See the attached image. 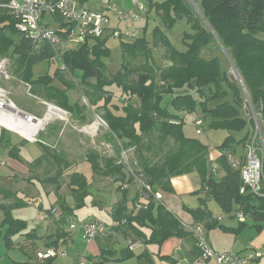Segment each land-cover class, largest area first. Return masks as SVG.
Listing matches in <instances>:
<instances>
[{"label":"trees","instance_id":"trees-1","mask_svg":"<svg viewBox=\"0 0 264 264\" xmlns=\"http://www.w3.org/2000/svg\"><path fill=\"white\" fill-rule=\"evenodd\" d=\"M8 1L0 0V55H16V59L27 69L26 72L30 71L27 72V82L31 87L43 88L41 93L48 101L52 100L72 112L74 104L67 103V86L62 88L53 84L58 73L54 77L43 74L34 79L32 65L41 60L56 58L65 68H69L71 74L74 69L80 70L82 80L79 82L83 85L84 95L89 97L90 104H96L103 110L99 115L106 122L111 135L120 142L121 149H133L137 155V170L133 172L149 184L153 191L171 190L172 176L196 172L200 177L197 193L205 194L199 197L200 206L191 210L197 220H206L205 225H209L213 219L210 210L203 207L205 197L210 196L224 210H234L236 216L248 214L254 219L253 226H262L264 194L253 193L248 187L241 192L243 183L240 170L230 163L236 147L246 146L252 132L247 131L240 138L232 134L244 129L247 123H253L251 118L248 122L238 110V106L244 102L242 89L217 58L202 57L199 48L215 41V34L228 50L233 66L243 79L251 108L262 117L263 124L259 122V128L264 142V0H192L199 7L200 13L191 0L148 1V9L156 12L160 23L153 26L149 39L142 35L135 39L120 40L122 64L115 72H107L110 48L106 44V35L63 50L59 59L50 44L43 43L37 47L31 38L17 31V19L6 7ZM177 19H184L192 29V33L182 34L185 49L176 48L162 28L172 26ZM154 48L161 49L165 63L155 59ZM112 85L119 86L122 91L117 102H113V91L110 90ZM101 100H104L103 104ZM109 101L111 106L107 104ZM198 111L202 113L199 114L203 125L207 119V127L222 128L228 132L217 146L219 154L214 159L217 172L213 171L210 146L183 133L185 115ZM150 135L157 137L159 146L155 150L156 155L161 151L156 160L142 155L143 148L150 151L153 147L154 143L149 144L147 141ZM4 139L1 132L0 147L8 144L9 140L4 143ZM7 152L9 156L20 159L19 149L15 145L8 146ZM89 159L93 171L98 173L101 165L97 156L90 155ZM104 161L105 167L110 170L121 172L124 168L116 160ZM220 171L222 174H219ZM59 177L54 174L44 181L59 185ZM68 179L76 207L83 206L89 194V181L75 171L69 173ZM0 195L3 200H10L0 202L7 231H20L25 221L13 218L10 207L23 201L18 199L16 191L1 185ZM114 207L113 215L116 219L124 218L128 224L136 221L149 226L148 235L140 234L145 242L161 243L172 235H190L179 218L151 195L135 215L124 212V203L115 204ZM244 225L246 220L239 219V227L231 230L237 234ZM64 234L61 231L57 236ZM10 239L5 238L7 245ZM193 240L197 248L195 237ZM54 244H57V240L49 243ZM127 249H123L125 258L131 254ZM9 264L29 262L13 261Z\"/></svg>","mask_w":264,"mask_h":264},{"label":"rangeland","instance_id":"rangeland-1","mask_svg":"<svg viewBox=\"0 0 264 264\" xmlns=\"http://www.w3.org/2000/svg\"><path fill=\"white\" fill-rule=\"evenodd\" d=\"M95 1L100 2L101 6H103L108 0ZM137 1L142 2L145 5V10L140 13L139 19L118 20L117 14L119 12L131 9L133 7L132 0H110L112 9L106 10V13L109 16V27L117 26V28L122 31H124L126 28H129L130 30L138 32L139 36L144 35L147 39H149L151 37L150 32L153 26L159 24L160 20L155 11L148 9V1L153 2L161 0ZM193 5H195L198 13H200L199 7L195 3H193ZM46 20L52 27H57L56 21L53 17L47 16ZM162 28L169 37L171 43L176 48L185 49L186 45L182 40V34L184 32L192 33V29L184 19H177L172 26H163ZM105 35L106 44L110 48V55L106 62L108 68L107 72H115L121 67L122 64L120 40L129 39L122 36L109 35L108 33ZM214 38L215 41H212L206 45H202L199 48V54L206 59L217 58L220 61L221 66L227 70L228 74L231 75L232 78L237 80L242 89L244 102L242 105L238 106V110L239 113L248 120V122L251 118L253 123H247L244 129L232 133L235 138H240L248 130H253L255 127V119H257L258 123L260 122L263 124L262 117L259 114H257L256 117L254 116L255 112L251 108L250 102L248 100L243 79L233 66L228 50L221 44L219 38L215 34ZM153 55L157 61L165 63L159 48L153 49ZM26 70L24 69V64L16 59V55H14V57L6 54L0 55V103L12 102L14 104V108H17V110L21 111L22 113H29L28 115L33 114L35 117L44 118L41 126L43 131L40 135L35 137L37 140L49 145L50 149L41 146L37 142H24L18 133L11 130L6 131V139H4L3 142L5 143L9 138L11 143H18V146L20 147L21 161L34 160L33 166H31L34 173L30 176L29 180H27V175H25V177H23L24 175H21L20 173L13 175V173L10 172L11 170L9 171L10 167L5 163H2L6 160L9 164L11 160H14L11 156H8L7 152L10 141L6 146L0 147V162L2 163H0V185L6 189L17 191L19 200H23V203L10 207V214L13 218H19L25 221L24 228H22L21 231L8 232L7 223L3 221V209L0 208V264H8L12 259H27L28 252L15 245V243H18L22 239V236H24L25 232L32 231L33 229L37 230L40 237V235L44 232L42 231L43 224L46 225V222L51 220L53 216H59V209H57L55 212H53L54 214L52 212L47 213L49 215L48 218H45L41 221L37 219L39 214L45 215L46 208L50 207L51 204H54L56 191L60 190L61 194H64L68 191L67 187H69V173L67 171L70 172L71 170H76L83 174L87 180L92 179L93 171L90 162L85 158V154L91 149H95V143H97L98 146H101L100 142L102 139H104L102 135H99L97 139L96 136L94 139H92L86 135L84 130H82V127H87L84 121L91 119V117L101 121V131L105 130L103 127L105 124L102 122V119L100 120V118L97 117L99 115H96V112L101 114L103 110L100 109L96 104H90L88 100L89 97L84 95L85 93L83 90V85L80 83L82 80V74L80 70L74 69L72 71V74L74 75L73 76L69 71V68H63L61 62L56 58L48 61L41 60L32 65V77L34 79L43 74L54 77L56 73H58L56 78L53 80V84L55 86H67L65 87V93L68 97L67 103L72 105L74 104V111H72L71 114L61 107L60 104H56L52 100H49V102L47 98L42 95L43 93H41L43 88L38 89L35 86L31 87L28 83L29 81L27 80L29 77L27 72L29 70L27 72ZM28 73H30V71ZM63 81H65V84ZM110 90L113 91V102H117L122 92L120 87L117 85H112ZM100 103L103 104L104 100H101ZM48 104L60 108L61 111L49 110ZM107 104L110 105V101ZM54 113L62 114L64 119L59 120ZM198 113L202 114L200 111H198ZM79 114H82L84 118L81 119ZM8 115H11L15 118H23L5 106L3 108L0 107V117L2 116L1 118H3ZM75 117L79 121L76 120ZM71 121H76L74 123H76L80 129L78 130L79 134L75 137L73 136V138H75L73 141H69L68 139V132L73 133L72 127L69 126V122ZM206 121L209 120L205 119V124L202 126L203 130L198 133L197 127L193 124V115L186 114L182 126L183 133L187 137L199 139L201 142L209 145L210 151L213 154H216L218 153L217 146L222 143L228 132L222 128L207 127ZM1 128L3 127L0 125V129ZM250 134H252V132ZM156 138L157 137H155V135L148 136V140H146L149 144L154 143L153 147L150 151H145L144 148L142 149V155L151 160L158 159L161 154V151L158 155L155 153L157 146H159ZM257 141L260 148L258 150L259 154H261L263 158L264 173V147L261 139L259 140V138H257ZM117 145V141H114L115 152H113V157L116 156V162L117 160L121 159V163L124 165L127 174L134 175L133 171L137 170V155L134 154L132 148L124 150L125 152L122 154L120 153L119 149L120 144L118 146ZM47 150L49 151L47 152ZM97 151L101 153L103 152V150ZM43 152H45V155L40 157ZM110 152L112 153V151ZM241 154L242 148L237 147L235 153H233L234 157L239 158ZM66 161L72 163V166L70 164V166L67 167ZM23 162L27 163V161ZM53 174L60 175L59 180H62V185L59 186L58 189H55L52 187V185L49 187L43 182L44 179L48 177V175ZM219 174H221V172H219ZM33 191H36L34 195L30 193ZM69 196L70 194H67V198L65 199L68 200ZM103 196L108 200L110 193L106 192L103 194ZM131 196L132 192H129L126 196V204L128 207L132 206ZM195 198L198 201L197 196ZM41 201L43 205H41ZM0 202H5V200L0 198ZM36 202H39V205H37ZM207 205L215 216H219V222L232 227H235L237 224H239V217L234 215V213H236L234 210L226 211L211 199L207 201ZM90 207L91 205L87 203L85 208L73 209L67 214V224L65 226L69 228L70 224L75 225V228L72 229V238L67 236H54L52 238L53 240H57V244L52 246L56 247L57 249H65L67 251V255L64 257L58 256L51 258L50 264H141V262H143L142 264H146L144 260L139 261L136 255L124 260L117 259V256H119V251L115 253L113 250H111V252L105 253V255H100V251L104 248L118 249L120 246L114 241L106 238L105 235H107L109 232L108 226L107 233L105 235H98L90 241L85 240L81 230V224L83 223L84 219H89L93 218V216H96L105 223L109 222L107 220L109 217L107 207L105 209L101 208L97 211L92 210ZM243 219L246 220V226L238 232L235 240H233V238L231 239L230 246L234 250H239L244 245L249 244V246L247 245V248L253 247L254 249L256 248L260 251H264V227L259 231L256 230L255 227H252L254 225V219L248 214H245ZM48 226L49 229L47 232L49 234L54 233L56 226L55 223L49 222ZM231 233L235 234L234 232ZM5 238H11L13 245H11V242L8 246L5 243ZM36 242L39 244L40 239L36 238ZM145 248L151 251L155 264H170L169 260L160 258L157 255L159 246L154 243H150L146 245V247L142 244L137 247L134 252L135 254H139ZM83 258L85 259L84 263H82ZM260 260L264 263V255L260 257ZM183 264L187 263L183 261Z\"/></svg>","mask_w":264,"mask_h":264},{"label":"crops","instance_id":"crops-1","mask_svg":"<svg viewBox=\"0 0 264 264\" xmlns=\"http://www.w3.org/2000/svg\"><path fill=\"white\" fill-rule=\"evenodd\" d=\"M78 1L80 4H83L84 6H87L89 8H99L101 6V3L98 1H95V0H78ZM151 11H154V10L152 9ZM57 22H56V24L58 27ZM62 88H64V87H62ZM44 103H45V101H44ZM67 112H69V111H67ZM69 113L71 114V112H69ZM26 114H29V113H26ZM54 114L56 115V117L59 120L64 119L62 114H60V113H54ZM97 114L99 115V113L96 112V115ZM30 115H32L34 118H38V117H35V115H33V114H30ZM79 115H80L79 117L81 119L84 118L82 114H79ZM97 117H99L100 120L102 119L100 117V115ZM75 119L78 120L76 117H75ZM21 122H23L22 124H23V128L25 129V131H28V133H30V135L32 134V137L29 139V138L22 136L21 134L18 133V135L21 137L22 140H24V142H33V143L37 142L41 146H44V147H47L48 149H50L49 145H46V143L37 140V138L35 137V136L41 134V132L43 131L42 130L43 128L40 127V128L35 129L30 121H28L30 123L29 124L27 121H26L27 122L26 123L24 119ZM74 122H76V121L69 122L70 123L69 126L72 127V129H73V133L68 132L69 141H73V139H75V138H73V136L75 137L79 134L78 130H80V129L78 128L77 124ZM84 122L86 123L87 127L86 126L82 127V130H84L86 132V135H88L92 139H94L95 136L97 139L99 137V135H102L104 137V139H102V141L100 142L101 146H98V144L95 143L94 144L95 149H91L90 151L86 152V154H85L86 155L85 158L87 159V161L90 162V165H91V161H90L89 157H90V155H93V154L97 156L98 161L100 162V165H101V169H99L98 173L94 172L92 169L93 175H92V179L88 180L89 181V186H88L89 194L85 197V204L81 207H76L73 195L71 194V190L69 187H67L68 191L64 194H61L60 190L56 191L54 204H51L50 207L46 208V210H45L47 212V210H49L52 207H54L55 210L59 209V216L58 217L53 216L51 220H48L49 222L55 223V225H56L55 226V232L52 234H49L47 232L49 229V226H48L49 222L48 221L46 222L47 223L46 225L43 224L42 231H44V232H43V234L40 235V237H39L36 229H33L32 231H29V232H25L24 236H22V239L18 243H15V245H17L21 249L28 252L27 259H25V260H13L12 259L9 263H11L13 261H17V262L28 261L29 264H45L46 262L48 264H50L51 259L48 261L46 260L44 262L38 261L35 257V251L37 249H41L45 246H48L49 243L51 241H53L52 238L54 236L58 237L57 234L60 233L61 231L65 232V234L63 236H67V237L72 238V231H70L69 228L67 226H65L67 224V219H66L67 214L69 212H71L73 209L85 208V205L88 203L91 205L90 208L94 211H97L101 208L105 209L107 207L108 214H109V217L107 218V220L109 222H107V223L104 222V223L109 227V232L107 234L108 236L107 235H105V236L109 240L114 241L115 243L120 245L118 247V249H116V248H113V249L104 248L100 251V255H105V253L111 252V250H113L115 253H117L119 251V256H117V259L124 260V259H128V258L136 255L138 257L139 261L144 260V262L146 264H155L152 253L147 248L143 249V251H141L139 254H135V252H134L135 249L142 244L146 247V245H148L150 243H154V244L159 246V250L157 252V255L160 258H165V259L169 260L170 264H183V261L186 262L187 264H196V259L199 256V249L194 247V240H193L194 235H193L192 231L189 230L187 227L182 225L185 230L190 232V235H188V236L181 237V236L172 235V236L168 237L167 239L163 240L161 243L145 242L142 238V235L140 236V234L144 233V234L148 235V233L150 232V228L148 225H146L145 223H140V222H136V221H133L132 223L128 224L125 222L124 218L119 220V219H116L114 217L113 212L115 209V207H114L115 204L124 203V206H125L124 212H126L127 214L128 213H134V215H135L138 212L139 208L142 207L144 204H146L147 197H149V195H151V194H148L146 192V190H141V188H143V187L138 182V179H140V178H138V175L134 174L132 176L131 174H127L125 168H122L121 172H116L115 170H110L109 167H107V168L105 167L106 166V165H104L105 159H113V161L116 160V158H115L116 156L113 157V154H114L113 152H115L114 141L115 142L117 141L118 145L120 144V142L111 135L106 122L102 119V122H104V124H105V125H103V127L105 128L104 131H101V128H102L101 127V125H102L101 121L97 120L94 117L93 118L91 117V119H89V120L87 119ZM7 130H9V129H7L6 127H3L0 129V133L1 132L3 133V136L5 139H6V131ZM35 130H37V131L35 132ZM248 131H252V130H248ZM8 140L10 141L9 138H8ZM10 145H15L16 147H18L19 153H20V147L18 146V143H11V141H10ZM117 146H116V149H117ZM237 147L242 148V154L239 157V159H242L244 152H245V146L238 145ZM119 149H120V153L123 154L125 152L123 149H121V146ZM97 150H103V152L101 153V152H98ZM48 151L49 150H47V152ZM110 151H112V153ZM218 154H219V151L216 154H213L210 151V157H212L214 159L217 157ZM44 155H45V152H43V154H41L40 157H42ZM232 157L234 158V155H232ZM12 158L14 160H11V162L9 164L6 160L2 163H5L6 165H8L10 167L9 171L11 170L10 172L13 173V175H16L17 173L24 175L23 177H25V175H27V180H29L30 176L34 173L32 170V167H31V166H33L34 160H30V161L29 160H23V161H27V163H26V162L21 161L22 160L21 158L20 159H17L14 157H12ZM20 162H22V163H20ZM66 162H67V167H69L70 164L72 166V163H70L69 161H66ZM120 162H121V159L117 160L116 163H120ZM91 168H92V166H91ZM74 171L78 172L76 170H74ZM74 171L71 170L70 172H74ZM67 172L70 173L69 171H67ZM220 172L222 174V171H220ZM48 176H51V175H48ZM130 176H132L133 178H130ZM43 182L45 184H47L49 187H51V185H52V187H54L55 189H58V187L62 185V180H59V183H60L59 185L51 183V182H45V181H43ZM170 186H171V190H168V191L167 190H157V192L160 193L159 200L156 199L155 197H153L152 195H151V197L155 201L162 203L165 206V208H167L170 212H172L174 215H176L179 218L180 222L182 221V222H184L186 224H190V225H193L195 223L203 224V226L205 227L206 234H207V237H208L210 244L217 251H224L227 249H232V247L230 246L231 239L233 238V240H235L238 233L232 234L231 232H233V230H231V229L232 228H238L239 224H237V226H235V227H232V226H228V225H225V224L219 222V216L218 217L215 216L213 214L212 210L207 205V201L209 199L213 200L210 196L205 197L206 201H205V204L203 206L206 210H210V212L212 213L211 218H213V219L211 221H209V225H205L206 220L205 221L204 220H197V218L194 216V214L191 211L192 209H195V208L200 206L201 199L199 197L205 195L204 192L197 193V191L200 188V177H199V175L196 172H189V173H185V174L172 176L170 178ZM35 192L36 191L30 192V193L34 195ZM106 192L110 193V197L108 200L103 196V194ZM129 192H132V196H131L132 206L128 207V205L126 204V196ZM67 194H70L68 200L65 199V198H67ZM16 196L18 197L17 191H16ZM196 196L198 198V201L195 198ZM0 198H2L1 195H0ZM18 199H19V197H18ZM5 201L7 202L10 200L5 199ZM21 201H23V200H21ZM36 203H37V205H39V202H36ZM41 205H43L42 201H41ZM87 219L88 218H86L84 220H87ZM89 219L101 220L100 218H98L96 216H93V218H89ZM213 220H215V221H213ZM263 225H264V223L262 224L261 227H256V226H252V227H255L256 230L259 231L264 227ZM245 226L246 225L241 227L239 229V231H241ZM36 238L40 239L39 244H37ZM11 242H12V240H11ZM129 243L134 244V246L131 249L129 248ZM11 245H13V242ZM247 245L249 246V244H246L242 248H240L239 250H241L243 248H247L248 247ZM8 246H9V244H8ZM127 248H129V249H127ZM123 249H127L128 251L131 252V254L129 256H127L126 258L123 257V255H126V253L123 252ZM142 263L143 262H141V264ZM253 264H264V263L261 262V260L259 258Z\"/></svg>","mask_w":264,"mask_h":264},{"label":"built area","instance_id":"built-area-1","mask_svg":"<svg viewBox=\"0 0 264 264\" xmlns=\"http://www.w3.org/2000/svg\"><path fill=\"white\" fill-rule=\"evenodd\" d=\"M132 4L133 7L131 9L123 10L117 14L118 20L139 19L140 13L145 10V5L137 0H132ZM6 7L17 19L15 27L18 32L27 38H31L37 47H40L43 43L50 44L55 48L59 59L63 50L80 45L88 39L104 36L106 33L126 37L127 39H135L139 36L138 32L129 28L122 31L117 27H109V16L106 10L112 9L110 0L99 8H89L80 4L78 0H9L6 3ZM47 16L58 18V20L54 19L56 22L58 21V27L54 28L47 23ZM61 64L65 68V65ZM3 103H0V107H2ZM192 115L193 124L197 127V132L200 133L203 130V119L199 113L194 112ZM256 115L254 113L255 117ZM257 138L261 139V131L259 123L255 119V127L249 136L242 159L231 156L230 163L233 167L240 170L243 183L240 189L241 192L245 187H248L253 193L264 194L263 158L258 151L260 148ZM261 142L264 147L262 139ZM210 158L212 159L213 171L217 172V164L214 158ZM138 182L148 194L159 200V192L153 191L149 184L144 183L140 179H138ZM50 212H55V208H52ZM237 216L240 220H243L242 214ZM48 217L49 215L46 212L45 215L39 214L37 219L41 221ZM181 224L191 230L196 239V245L199 249L196 264H253L264 255V251L254 248L217 251L210 244L203 224L195 223L190 225L182 221ZM73 228H75V225L70 224L69 230L72 231ZM107 229V225L99 219H87L81 224L83 237L87 241L98 235H105ZM133 246L134 244L129 243L130 249ZM66 255L67 251L65 249H57L52 245L35 251L36 259L41 262ZM84 262L85 259L83 258L82 263Z\"/></svg>","mask_w":264,"mask_h":264},{"label":"bare ground","instance_id":"bare-ground-1","mask_svg":"<svg viewBox=\"0 0 264 264\" xmlns=\"http://www.w3.org/2000/svg\"><path fill=\"white\" fill-rule=\"evenodd\" d=\"M49 105V104H48ZM7 107L8 109H13L14 111L16 110V108H14V104L12 103V102H10V103H3V105H2V107L1 108H3V107ZM49 110H57V111H61V109L60 108H58V107H56V106H54V105H49ZM52 111V112H53ZM51 115V114H50ZM2 117V116H1ZM0 117V125L1 126H3V127H6L7 129H9V130H11V131H14V132H17V133H19V134H21L22 136H25V137H27V138H31L32 137V134L30 135V133H28V131H25V129L23 128V122H21V121H23V119L25 120V122L27 121H30L31 122V124L33 125V127L35 128V129H37V128H40L41 126H42V123H43V119L44 118H34L33 116H30L29 115V117L28 118H24L23 117V119L22 118H15V117H13V116H11V115H8V116H6V117H3V118H1ZM47 118V117H46ZM26 122V123H27ZM29 123V122H28ZM30 124V123H29ZM31 131V130H30ZM34 131V130H33ZM37 130H35V132H36ZM34 135V134H33ZM33 140V139H32Z\"/></svg>","mask_w":264,"mask_h":264},{"label":"water","instance_id":"water-1","mask_svg":"<svg viewBox=\"0 0 264 264\" xmlns=\"http://www.w3.org/2000/svg\"><path fill=\"white\" fill-rule=\"evenodd\" d=\"M14 113H16V114H18V115H20V116H22V117H24V118H28L29 117V115L28 114H26V113H22L21 111H19V110H13V109H11Z\"/></svg>","mask_w":264,"mask_h":264}]
</instances>
